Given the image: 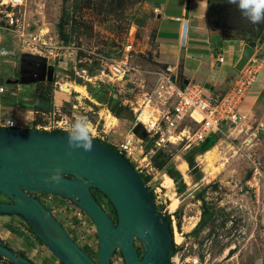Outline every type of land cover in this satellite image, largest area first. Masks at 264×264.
I'll use <instances>...</instances> for the list:
<instances>
[{"label": "rangeland", "instance_id": "1", "mask_svg": "<svg viewBox=\"0 0 264 264\" xmlns=\"http://www.w3.org/2000/svg\"><path fill=\"white\" fill-rule=\"evenodd\" d=\"M3 1L0 0V86L4 85V93L0 95V117H13L21 129L35 130L47 125L52 113L56 120L62 116L70 123L83 115L93 125L94 138L112 147L134 131L138 117L153 127L157 106L154 101L146 105L145 99L152 92L156 74L165 66L155 54L153 29L136 23L137 8L144 0H26L18 7L5 6ZM213 1L218 5V23L227 35L249 44L261 39L264 44V24L253 25L227 0ZM125 55L127 73L116 80L109 67L113 62L125 61ZM23 59L50 70L51 81L45 77L36 83L4 84L6 79H17ZM262 81L264 67L241 105L244 119L224 126L215 136L214 147L218 148L212 160L192 153L194 146L182 138L162 141L158 150L137 165L157 210L170 222L175 245L172 264H264ZM42 92L49 101L46 112L34 107ZM100 95L117 100L133 114L132 119L116 117L99 101ZM253 101V112L247 115ZM131 108L137 109L136 114ZM156 138L142 139L144 155ZM56 201L64 208L69 200L57 197ZM1 202L10 201L0 194ZM99 202L115 220L108 200L101 197ZM55 217L71 239L96 260L98 240L88 238L86 244H80L68 227L67 217ZM85 219L91 224L88 216ZM0 240L13 251L23 252L34 264H61L29 232L20 216L0 215ZM134 244L142 254V244L137 240ZM111 263L124 264L119 251ZM0 264L11 263L1 258Z\"/></svg>", "mask_w": 264, "mask_h": 264}, {"label": "water", "instance_id": "2", "mask_svg": "<svg viewBox=\"0 0 264 264\" xmlns=\"http://www.w3.org/2000/svg\"><path fill=\"white\" fill-rule=\"evenodd\" d=\"M16 77L3 82L6 85L36 83L45 77L51 81L52 74L23 59ZM98 98L116 117L132 119V113L118 105L117 100L106 95ZM139 127L140 124L136 125L135 134ZM67 135L0 129V194L10 201L0 203V215L22 217L34 236L61 264H111L116 251L121 253L124 264H172L169 226L139 173L115 149L95 138L91 152L77 149L69 156ZM138 136L145 139V131ZM57 167L62 171V180L53 184L48 178ZM92 190L106 197L115 211L116 222L96 200ZM36 192L67 199L88 216L97 231L96 260L87 255L51 212L32 196ZM136 240L142 244V254L135 249ZM0 258L11 264H34L26 257L17 256L1 240Z\"/></svg>", "mask_w": 264, "mask_h": 264}, {"label": "built area", "instance_id": "3", "mask_svg": "<svg viewBox=\"0 0 264 264\" xmlns=\"http://www.w3.org/2000/svg\"><path fill=\"white\" fill-rule=\"evenodd\" d=\"M25 1L5 0L2 3L5 6L18 7L22 6ZM176 20L179 21L180 19L177 18ZM217 59L219 63L224 61L222 56ZM124 60L113 62L109 67L111 76L116 78V80L122 79L127 73L126 55ZM263 67L264 55L257 44L254 46V53L237 71L232 85L226 91L220 93L214 92L208 86L190 79H182L178 77L171 66H166L164 71L156 74L157 79L152 92L145 99L146 105L154 101L157 106L155 112L158 113V117L153 118V127L149 128L148 124L139 117L136 120V123H140L150 139L155 136L157 138L152 140L148 153L146 152L147 154L145 153L146 155H144L142 139L140 140L134 131H131L129 135H125L118 144L114 145L116 152L134 166L137 172H140L137 165H141V160L144 161L147 156L150 157L152 153L158 150L162 141L174 142V140L185 138L189 144L195 147L204 143L211 135L220 133L224 126L238 124L244 119V116L240 114L241 105ZM3 93L4 85L0 86V94ZM131 110L136 114L134 110L137 109L131 108ZM69 124L70 122H68L66 117L61 116V120L58 121L52 113L47 125L38 126L35 130L67 133L65 128ZM181 127L183 129L178 131ZM0 129H21V127L14 118H0ZM177 131L178 133H176ZM150 132L154 134L150 135ZM141 155H144L143 159H138ZM91 192L98 202L101 197H105L97 190H92ZM32 196L49 210L54 217L57 214H64L69 221V229L80 244H86L88 238L97 240V231L94 224L87 222L85 219L87 215L72 202L68 201L65 207L61 208L56 201L58 196L54 194L36 192ZM74 242L76 243L75 240ZM110 260H112V257Z\"/></svg>", "mask_w": 264, "mask_h": 264}, {"label": "crops", "instance_id": "4", "mask_svg": "<svg viewBox=\"0 0 264 264\" xmlns=\"http://www.w3.org/2000/svg\"><path fill=\"white\" fill-rule=\"evenodd\" d=\"M217 6L209 0H144L137 8L136 23L153 29L159 63L171 66L182 79L221 93L232 85L237 71L254 53V46L258 44L264 55V44H249L227 35L218 23ZM219 56L224 58L222 63ZM263 89L264 83L259 92ZM250 104L247 115L252 114L254 101Z\"/></svg>", "mask_w": 264, "mask_h": 264}, {"label": "clouds", "instance_id": "5", "mask_svg": "<svg viewBox=\"0 0 264 264\" xmlns=\"http://www.w3.org/2000/svg\"><path fill=\"white\" fill-rule=\"evenodd\" d=\"M227 3L236 6L240 14L253 25L264 24V0H227ZM68 155L73 150L82 149L91 152L95 131L92 123L86 116H77L66 128ZM53 184H59L62 180V171L57 167L48 178ZM83 179V178H82Z\"/></svg>", "mask_w": 264, "mask_h": 264}, {"label": "trees", "instance_id": "6", "mask_svg": "<svg viewBox=\"0 0 264 264\" xmlns=\"http://www.w3.org/2000/svg\"><path fill=\"white\" fill-rule=\"evenodd\" d=\"M209 2L210 3H212V2H214L213 0H209ZM215 2H219V0H215ZM260 42H262V40L260 39L259 40ZM41 99L39 100V99H37L35 102H34V107H35V109L36 110H42L43 112H46V111H48V108H49V101H48V99H44L43 97H44V94H43V92H42V94H41ZM216 135H211L210 137H208L206 140H205V142L204 143H202L201 145H199V146H195L194 148H193V150H192V153H198V154H204V153H206L207 151H209L211 148H213L215 145V142H216V137H215ZM104 144V143H103ZM106 145V144H105ZM107 146H109V145H107ZM109 147H111L112 149H115L114 147H112V146H109ZM124 158V157H123ZM133 167V166H132ZM134 168V167H133ZM140 177H141V179H142V181H143V183L144 184H146L145 183V181H144V179L142 178V176L140 175ZM96 192V191H95ZM148 192H149V195L152 197V199L154 200V197H153V194H152V192L151 191H149L148 190ZM105 198V197H104ZM111 205V204H110ZM112 207V206H111ZM113 208V207H112ZM8 216H12V215H8ZM165 220H166V222H167V224H168V226H169V231H170V236H171V241H172V245H173V248H172V251H171V253H170V256H172V254L175 252V245H174V243H173V235H172V231H171V226H170V222H169V220H168V218H165ZM115 222H116V215H115V220H114ZM11 230V229H10ZM28 230H29V232L30 233H32L33 234V232H32V230H31V228L28 226ZM14 234H16L17 236H21L22 234L20 233V232H18V231H14ZM34 235V234H33ZM36 238V237H35ZM37 240H38V238H36ZM39 241V240H38ZM40 242V241H39ZM41 243V242H40ZM42 244V243H41ZM15 252V251H14ZM16 254H17V256H19V257H25V254L23 253V252H15ZM1 259V258H0Z\"/></svg>", "mask_w": 264, "mask_h": 264}, {"label": "bare ground", "instance_id": "7", "mask_svg": "<svg viewBox=\"0 0 264 264\" xmlns=\"http://www.w3.org/2000/svg\"><path fill=\"white\" fill-rule=\"evenodd\" d=\"M36 59V58H35ZM37 60V59H36ZM35 61V60H34ZM42 63V62H41ZM156 111V110H155ZM250 144H251V142L252 141H248ZM217 146V145H216ZM218 148V146L217 147H213V148H211L209 151H207L206 153H204L203 154V157H206V158H208L209 160L212 158V156L216 153V149ZM212 160V159H211ZM180 168H181V166H180ZM182 169L183 170H185L186 169V167H185V165L184 166H182ZM168 183H172V180L171 179H168ZM176 207V203L174 202L172 205H171V208H172V210H174V208ZM177 235V234H176ZM178 240V239H177ZM173 259V258H172ZM172 261V260H171ZM175 261L176 262H178L179 261V259L178 258H176L175 259ZM173 262V261H172Z\"/></svg>", "mask_w": 264, "mask_h": 264}, {"label": "flooded vegetation", "instance_id": "8", "mask_svg": "<svg viewBox=\"0 0 264 264\" xmlns=\"http://www.w3.org/2000/svg\"><path fill=\"white\" fill-rule=\"evenodd\" d=\"M113 99V98H112ZM126 109V108H125ZM132 117H133V114H132ZM136 126L134 127V130H135ZM137 130V134H141L142 131L144 130V128L141 126L139 128L136 129ZM145 131V130H144ZM145 134H146V138L148 137V134L146 133L145 131Z\"/></svg>", "mask_w": 264, "mask_h": 264}]
</instances>
